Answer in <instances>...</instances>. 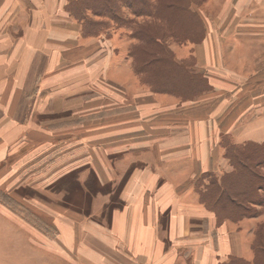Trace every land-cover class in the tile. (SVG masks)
Masks as SVG:
<instances>
[{
    "label": "rangeland",
    "instance_id": "rangeland-1",
    "mask_svg": "<svg viewBox=\"0 0 264 264\" xmlns=\"http://www.w3.org/2000/svg\"><path fill=\"white\" fill-rule=\"evenodd\" d=\"M109 1L116 11H104L102 0H0V264H92V253L81 252L85 246L102 247L108 237L117 243V226L127 233L134 189L126 184L138 165L124 166L123 156L135 145L127 135L140 93L134 97L105 74L108 68L103 71L112 44L123 46L143 85L140 106L158 92L187 105L175 107L173 115H179L183 107L190 111L187 103L211 92L207 76L193 71L192 56H177L203 37L204 23L194 8L201 0ZM74 2H87L88 9L78 5L85 21L70 12ZM117 26L124 30L108 42ZM100 34L106 37L90 39ZM246 63L231 74L239 89L225 93L226 117L241 119L249 99L261 103L262 92L255 91L253 82L262 67L250 76ZM254 112L258 116L239 123L238 130L264 135V109ZM9 116L15 121L9 122ZM229 119L223 117L217 127L224 128ZM228 137L222 134L217 142L224 149L219 161L224 170L201 175L196 188L208 199L223 177L225 190L250 194L243 201L244 214L208 208L219 222L251 219L256 251H264V142L237 144H247L237 148L239 153L256 152L245 161L232 156V166L228 156L233 151L225 154L234 145ZM254 143L261 146L254 149ZM243 162L254 177L243 173ZM104 253L117 261L119 252ZM183 253L176 257L186 258ZM120 255L132 260L133 253L122 250Z\"/></svg>",
    "mask_w": 264,
    "mask_h": 264
},
{
    "label": "crops",
    "instance_id": "crops-1",
    "mask_svg": "<svg viewBox=\"0 0 264 264\" xmlns=\"http://www.w3.org/2000/svg\"><path fill=\"white\" fill-rule=\"evenodd\" d=\"M194 8L204 23L203 37L191 47L179 49L177 56L179 60L192 56L193 71L207 76L211 92H203L195 104L187 103L192 107L190 111L184 110L187 105L158 92L151 93L148 105L140 106L143 85L131 70L130 58H126L122 45L112 44V51L110 45L106 46L110 54L103 62V71L109 69L105 74L116 77L119 88L127 86L134 97L136 91L140 93L139 99L133 101V128L127 135L135 145L123 156L124 166H138H134L126 184L134 189L127 233L117 226V243L108 237L102 247L93 243L85 246L81 252L92 253V264H225L232 259H254L251 219L217 221L216 213L201 201L195 183L205 173L217 176L224 170L219 164L224 149L217 143L222 134H227L234 144L264 142L262 132L243 134L238 130L239 123L258 116L254 109H264V0H201ZM122 29L117 26L112 30L108 42L119 37ZM103 36L106 37L100 34L90 39L100 41ZM243 61L252 68L248 69L250 76H257L256 71L262 67L261 76L253 82L255 91L262 92L261 103L255 105L254 99H249L244 117H226L223 105L229 99L225 93L239 89L233 73H239ZM217 93H222L219 100ZM178 105L184 106L183 110L173 115ZM223 117L234 120L226 122L222 128L226 131L218 132L222 130L217 126ZM13 120L9 116V122ZM154 189L157 191L152 193ZM159 219L163 223L157 226ZM122 250L133 253L129 257L132 260L120 255ZM106 251L119 252L117 261H112ZM178 252L186 253V258L176 257Z\"/></svg>",
    "mask_w": 264,
    "mask_h": 264
},
{
    "label": "trees",
    "instance_id": "trees-1",
    "mask_svg": "<svg viewBox=\"0 0 264 264\" xmlns=\"http://www.w3.org/2000/svg\"><path fill=\"white\" fill-rule=\"evenodd\" d=\"M102 1H103L101 3L102 5L101 4L100 5L103 6L102 9L104 11H107L108 13H111V11H116V8L111 5V2L109 0H102ZM141 2H143V0H139V3H141ZM78 5H84L83 8H85V6H86V8L88 9L87 2L79 3V4L77 2H74L73 6H71V8L69 10H70V12H73V13L78 14V15L80 13L83 16L81 18L83 19V21H85L86 17L84 15V11L80 6L78 8ZM140 11H141V9L133 10L134 14H136ZM136 32L141 35L140 31L139 32L136 31ZM143 35L146 37L148 36V35H145L144 33H143ZM155 40H158V39H155ZM137 65L138 64L136 63V66ZM136 70H139V69L136 68ZM205 87H206L205 84H203L202 90H205L206 89ZM163 91H166V90H163ZM166 92H169V91L167 90ZM254 144H256V143H254ZM246 145L247 144H243V145L229 144L228 148H226V152H225L226 155H228L227 152L229 153L230 149L233 151L231 156H228L229 160L232 163V166H235V164H236V163L232 162V156H233V158L239 157V160L245 161L246 159H249L251 154H254V152H256L255 150H253V151L250 150L248 153H246L245 151H244V153H241V152L239 153L237 148H242V146H246ZM257 146H261V144H256V146H254V149L255 148L257 149ZM241 156L243 157L242 159H241ZM237 166H238V164H237ZM240 167L242 168L241 170H244L243 173H246V175L249 173V172L247 173L248 169H247V164L245 162H243L242 166H240ZM248 175L253 176L251 173ZM222 178L223 177H220L217 179V183H218L219 188H217V191L215 188L214 189L211 188L213 191V195L211 197H207L208 199H205L201 195V193L199 192V196H200L201 201L207 207H210L213 210L219 211L220 208H222L223 210H227L226 212L228 213V215H231V216H236L237 213L238 214H244V211L247 209V207H245V205L243 204L244 203L243 201L250 200L251 199L250 197H252V196L250 194H248L246 191H243L242 189L239 191L225 190V187L222 186V183L224 182V180ZM259 189H262V187L259 186L257 188V190H259ZM249 195H250V197H249ZM231 219H234V218H231ZM254 244H256V243L253 242L254 259L252 262H245V261L239 260V259H232L229 263H225V264H264V251L263 250L262 251H258V250L256 251Z\"/></svg>",
    "mask_w": 264,
    "mask_h": 264
}]
</instances>
